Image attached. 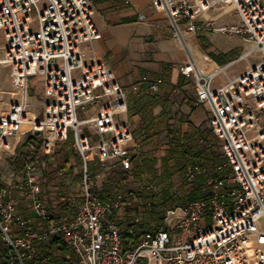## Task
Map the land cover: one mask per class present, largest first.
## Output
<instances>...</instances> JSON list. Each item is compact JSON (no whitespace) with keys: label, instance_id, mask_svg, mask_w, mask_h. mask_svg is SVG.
I'll list each match as a JSON object with an SVG mask.
<instances>
[{"label":"built area","instance_id":"1","mask_svg":"<svg viewBox=\"0 0 264 264\" xmlns=\"http://www.w3.org/2000/svg\"><path fill=\"white\" fill-rule=\"evenodd\" d=\"M148 10L169 20L172 37L187 57L178 72L193 81L194 104L207 112L220 152L221 160L182 168L187 184L199 185L201 198L165 208L162 228L149 229L125 246L129 229L114 218L132 206L128 217L140 225L144 212L122 192L104 203L93 168L107 172L118 166L132 177L142 149L123 120L129 111L127 92L90 49L102 38L94 1L0 0L3 60L11 68L16 96L0 114V152H15L27 134L39 137L43 150L24 168L30 217L18 214L9 187L0 197L7 264H264V0H152ZM225 16L236 18L237 25L219 24ZM203 32L243 36L249 47L226 66L203 71L187 44ZM254 57L246 70L215 85L230 67ZM32 78L40 79L45 95L37 115L28 102ZM164 84L160 77L150 91ZM90 110L93 115L80 118ZM89 130L92 135L85 134ZM69 134L79 160L78 167L70 165L79 176V203L71 216L61 212L60 201L51 202L49 211L43 176L35 170V164L47 169L44 157ZM33 140L23 143L26 152Z\"/></svg>","mask_w":264,"mask_h":264},{"label":"trees","instance_id":"2","mask_svg":"<svg viewBox=\"0 0 264 264\" xmlns=\"http://www.w3.org/2000/svg\"><path fill=\"white\" fill-rule=\"evenodd\" d=\"M233 53H235V51L227 55H210V57L218 64L222 65L233 61V59H229ZM179 88L182 89L181 84ZM127 97L130 118L141 114L146 109H152L160 105L163 101L158 95H148L137 98L132 93H127ZM185 97L188 99L187 95H185ZM191 106L192 110L196 108L194 104H191ZM185 125H188L190 128L185 130ZM152 130H154V133L151 134ZM163 132H167V153L166 156L161 159V174L158 177L153 176L152 179H149L146 187L142 190L128 191L130 174L120 168L117 169L103 185L102 190L97 191L99 198L104 203L109 202L116 194L122 192L127 198H135L141 208L155 215L158 211L161 210L164 212L165 208L180 205L184 203L183 201L189 202L201 198L198 184L188 185L183 178V182L179 189H175L173 180L175 174L179 171L181 172L182 168L187 164L207 162L210 159L218 157L214 150L216 140L209 125L206 126V123H202L196 126L190 123L188 116L185 115L181 109H178L173 116L170 115V111L164 109L157 117L150 114L148 124H141L139 129L134 131V137L137 141L142 138L139 143L144 146L155 140ZM32 140L33 138L28 136L26 141L32 142ZM201 140H203L204 143H200ZM208 145L210 146L208 147ZM26 147L28 146L25 144L24 148ZM29 157H31V155L27 154L22 166L17 164V161H14L12 167L15 170L25 168L32 162V160L30 161L27 159ZM44 160L47 162V169L44 171L43 175V189L44 199L49 206V211H52L51 196L55 193L58 194L57 198H59L58 200L60 204H62L63 214L71 216L75 207L66 200L68 188L66 187L65 180L73 173V169L70 168L71 163L73 161L79 163L73 149L72 134H69L66 142L58 146L53 155L45 156ZM133 163L134 170L131 175L134 176L136 180H140L143 175H149V173L153 171L157 159L141 155L139 158L134 159ZM151 186H153V189ZM6 190V185L0 184V197ZM26 191L28 192L27 189ZM57 218L58 217H55V219ZM160 222L163 224V218L160 219ZM127 228L129 232L125 237V246H129L131 242L136 241L143 232L150 229L148 226L133 225L131 223ZM159 228L160 226H157L156 230ZM20 234L19 231L16 232V235ZM61 250L67 252L64 246ZM9 259L10 251L0 241V264H7ZM51 259L54 262L57 261L55 257Z\"/></svg>","mask_w":264,"mask_h":264},{"label":"crops","instance_id":"3","mask_svg":"<svg viewBox=\"0 0 264 264\" xmlns=\"http://www.w3.org/2000/svg\"><path fill=\"white\" fill-rule=\"evenodd\" d=\"M151 1L98 0L99 12L95 20L102 38L90 46L93 58L105 63L116 74L127 93H132L137 98L158 95L163 100L160 105L146 109L131 119L129 115L123 117L133 131L138 130L141 124L147 125L150 114L157 117L164 109L170 111L171 116L181 109L188 116L189 122L198 126L200 124L193 120L197 108L192 110L190 104H185L187 98L182 103L175 101L180 94V82L187 79L178 72V67L186 63V54L173 39L166 16L148 10ZM142 15L146 19H142ZM210 42L213 43L212 39ZM191 44L201 53L213 52L211 49L206 52L202 49L197 35L192 37ZM201 65L203 67L204 64ZM210 66L209 71L217 67V64L210 61ZM160 77L165 79V84L156 93L151 92L150 85ZM135 87L137 92L134 91ZM189 128L188 125L184 126L185 130ZM166 136L167 132H163L164 145ZM141 149L143 153L145 148L142 144Z\"/></svg>","mask_w":264,"mask_h":264},{"label":"rangeland","instance_id":"4","mask_svg":"<svg viewBox=\"0 0 264 264\" xmlns=\"http://www.w3.org/2000/svg\"><path fill=\"white\" fill-rule=\"evenodd\" d=\"M95 3V9H96V14L95 17L97 16L98 8H97V3L98 0H93ZM219 24H230V25H237L238 21L234 17H221V20L218 22ZM198 41L202 49L206 52L208 49L213 50L212 53H201L198 50H195V48L191 44V39L190 38L187 42L189 48L191 49L192 52L198 51L200 53V63H203L202 69L205 71H209L211 69L210 66V61H213L217 64L219 67H224L230 62H227L225 64H218L216 61H214L210 55H215V56H221V55H227L231 52H234L232 56L229 58L230 60L237 59L246 48L249 47L248 42L244 39L243 36H237V35H218V34H213V33H198L197 35ZM212 39L213 43L210 42ZM3 46H4V40L2 37H0V114L5 113L9 106L11 105L12 102L15 101L16 96H15V90L12 88L11 85V68L9 66H6L2 64V58L4 57V51H3ZM257 57H254L251 59V61H242L234 66L230 67L227 72L224 75H221L219 78L215 80V85L219 84H224L230 79L234 78L236 75L241 73L242 71L246 70L247 67L249 66V63L255 62ZM232 62V61H231ZM217 67H215L213 70H215ZM210 70V71H213ZM182 83V84H181ZM182 85V89H180V94L175 101L178 103H182L187 95L188 100L185 102V104L189 105L190 108L192 109L191 104L195 103V90L193 87V81L191 79H186L183 82H180ZM45 100V95L43 91V87L41 85L40 79L39 78H32L29 83V88H28V102L31 104H35L34 107H32L30 110L34 114H39L41 111V107L39 106L43 101ZM195 106V104H194ZM196 107V106H195ZM197 110L195 111L193 115V120L198 123H206V126H208V114L207 112L201 108V107H196ZM190 112V110H188ZM94 111L90 110L89 113H80V118L84 119L87 116L93 115ZM129 115V113H128ZM131 119V118H130ZM86 135H92V131H86ZM28 134L26 136H23V142L19 143L17 145V148L15 152H8V153H1L0 152V184L6 185V187H9L11 190V200L17 203L18 207V214L24 218H29L31 214V202H30V197L28 195V192L26 191L25 188H23V183H24V168H21L19 170H15L12 167V163L14 161H17V164L20 166L23 165L25 161V157L27 154L31 155V157L27 158L30 161L34 157V155H43V150L42 148L39 147L40 139L39 137L35 138L33 140L34 145L31 146V148L26 152V148H24V142L28 138ZM142 138L138 140V142H141ZM164 146L166 149H164ZM144 152L142 155L145 157H151L153 159H157V163L155 165V168L149 175H143L140 180H136L134 176L130 177L129 183H128V191H136V190H142L145 188V184L148 183L149 179H152L153 176L158 177L161 174V159L166 156L167 153V143L164 145L163 144V139H162V133L160 136H158L155 140H153L150 143H147L144 145ZM215 152L217 153L218 157L215 158L216 160H221L220 159V152L217 149H214ZM214 159V158H213ZM72 165L78 167L79 163L75 161L72 162ZM55 167V166H54ZM35 170L36 173H38L39 176L44 175V171L39 167V165L35 164ZM71 168V167H70ZM119 169L118 166H113L109 171L107 172H101V170L97 168H93V173L94 175L97 176L96 178V189L98 191H101L103 188V185L107 182L110 176L113 175V173ZM79 181V176L76 175L75 177V171L73 170V173L71 176H68L65 180L66 187L68 188V193H67V198L66 200L69 201L68 199H71V203L73 206L76 208L78 203H79V191H78V185L77 182ZM174 185L175 189H179L183 182V172L179 171L177 174L174 176ZM58 194H53L51 196V202L53 204L59 203L58 199ZM184 203L186 201H183ZM70 203V202H69ZM62 207V204H60ZM144 216L141 220V224L143 226H148L151 230H156L157 226H160L162 228L163 224L160 222V219L163 218V211H158L157 214L152 215L150 214L147 210L143 209ZM61 212H63V207L61 209ZM132 212V206L131 207H126L122 212H120L114 219L116 223L124 225L126 228L128 225L131 223V219L128 217ZM159 220V221H157ZM160 222V223H159ZM159 228V229H160Z\"/></svg>","mask_w":264,"mask_h":264},{"label":"bare ground","instance_id":"5","mask_svg":"<svg viewBox=\"0 0 264 264\" xmlns=\"http://www.w3.org/2000/svg\"><path fill=\"white\" fill-rule=\"evenodd\" d=\"M192 54L194 55L195 59L197 60V63L199 65L200 69L203 70L202 67H201V63H200V53L198 51H196V52H192ZM2 64H4L3 58H2Z\"/></svg>","mask_w":264,"mask_h":264}]
</instances>
